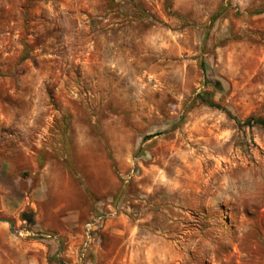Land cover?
I'll return each mask as SVG.
<instances>
[{
	"label": "rangeland",
	"instance_id": "obj_1",
	"mask_svg": "<svg viewBox=\"0 0 264 264\" xmlns=\"http://www.w3.org/2000/svg\"><path fill=\"white\" fill-rule=\"evenodd\" d=\"M249 117L264 0H0V264H264Z\"/></svg>",
	"mask_w": 264,
	"mask_h": 264
},
{
	"label": "trees",
	"instance_id": "obj_2",
	"mask_svg": "<svg viewBox=\"0 0 264 264\" xmlns=\"http://www.w3.org/2000/svg\"><path fill=\"white\" fill-rule=\"evenodd\" d=\"M29 59V56L27 54V52H25L22 56V60L25 61ZM201 96H197V99H200ZM202 102H205L206 104H209L210 103H207V101H203ZM210 106H213V105H210ZM216 108H219V107H216ZM227 112V111H226ZM229 114V113H227ZM230 116V115H229ZM234 119V118H233ZM237 124L239 125H246V126H249V127H252V126H260V127H264V119H261V118H254V117H249L247 120H245L243 123L237 121Z\"/></svg>",
	"mask_w": 264,
	"mask_h": 264
}]
</instances>
